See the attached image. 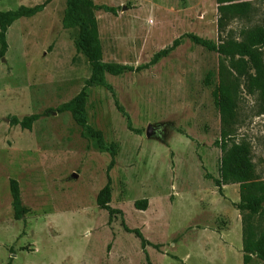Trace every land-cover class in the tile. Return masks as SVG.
Wrapping results in <instances>:
<instances>
[{
	"label": "rangeland",
	"instance_id": "rangeland-1",
	"mask_svg": "<svg viewBox=\"0 0 264 264\" xmlns=\"http://www.w3.org/2000/svg\"><path fill=\"white\" fill-rule=\"evenodd\" d=\"M93 1L117 10L95 12L105 63L143 68L180 44L156 65L107 74L110 90L89 88L86 127L70 113L53 112L23 130L13 117L70 102L92 69L76 47L79 29L63 27L67 0H0L5 13L45 5L8 27L5 47L0 40V264H244L249 231L255 241L264 233V203L258 215L244 214L245 225L236 208L240 186L215 184L222 157L219 73L236 79L230 78L239 94L232 143L250 147L262 184L264 103L225 57L192 36L240 40L244 31L264 27V0ZM259 51L264 58V46ZM150 126L155 134L148 137ZM10 180L18 181L28 210L21 221ZM109 182L112 216L97 204ZM141 200L148 201L145 210L135 207ZM123 223L143 234L145 250ZM251 256L250 264H264L257 252Z\"/></svg>",
	"mask_w": 264,
	"mask_h": 264
},
{
	"label": "trees",
	"instance_id": "trees-1",
	"mask_svg": "<svg viewBox=\"0 0 264 264\" xmlns=\"http://www.w3.org/2000/svg\"><path fill=\"white\" fill-rule=\"evenodd\" d=\"M45 5H39L33 8L22 6L17 11H0V40L3 46H6L5 38L8 27L21 18H30L42 12ZM116 13V8L108 6H98L93 0H67V7L63 18V27L65 29L78 28L79 39L76 43L77 50L88 59L91 66V76L85 82L82 91L70 102L59 106L57 109L47 110L43 114H35L18 119H11L12 125L20 126L23 130H32L35 122L43 117L50 116L53 112L62 114L70 113L74 121L81 127L87 126V90L95 86H101L107 89L111 87L107 84L106 75L117 77L127 72L140 71L156 65L162 58H165L175 50L180 41L174 42L173 46L157 53L151 62L143 68L134 69L130 66L105 63L103 60V47L99 36L98 22L95 16L97 11ZM196 45L204 47L210 52H216L229 61L231 70L238 78L244 79L247 88L264 103V58L259 51L264 46V27L249 29L242 33L240 40L228 39L221 43H215L196 36H192ZM219 84L214 92L216 107L220 113L222 121V132L219 144L221 145L222 157L220 162V177L215 181L217 187L222 190L223 187L238 184L240 186V202L236 208L243 214V224L246 223L244 214L249 212L251 216L259 214L264 203V184L256 180L254 165L252 162V151L245 143H232V137L235 135L238 124L237 101L239 94L236 90L234 81L227 77L224 72L219 73ZM212 75L207 78L210 84ZM236 80V79H234ZM118 111L126 118L127 127L130 131L132 122L128 114L119 107ZM10 191L12 197V206L14 209L15 220L21 221L28 213L23 206L20 194V187L17 180H10ZM112 201V190L110 182L100 191L97 204L102 210L109 212L110 216L115 212L109 205ZM148 201H137L135 207L139 210L147 208ZM127 232L133 233L141 241L142 249L145 250L147 240L139 230H129L123 223ZM250 227L251 225H247ZM248 229V228H247ZM244 264H250L252 254L258 253L260 260L264 261V233L260 240L255 241L252 231L244 242ZM146 253V252H145Z\"/></svg>",
	"mask_w": 264,
	"mask_h": 264
},
{
	"label": "water",
	"instance_id": "water-1",
	"mask_svg": "<svg viewBox=\"0 0 264 264\" xmlns=\"http://www.w3.org/2000/svg\"><path fill=\"white\" fill-rule=\"evenodd\" d=\"M155 133H154V129H153V127H148L147 128V131H146V135L148 136V137H151L152 135H154ZM73 177L74 178H76L77 176L74 174L73 175Z\"/></svg>",
	"mask_w": 264,
	"mask_h": 264
}]
</instances>
